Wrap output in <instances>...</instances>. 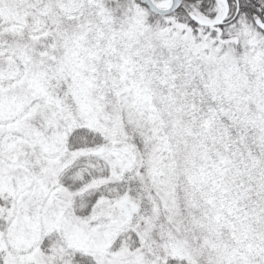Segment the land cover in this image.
I'll use <instances>...</instances> for the list:
<instances>
[{
	"label": "snow or ice",
	"instance_id": "6c2138e0",
	"mask_svg": "<svg viewBox=\"0 0 264 264\" xmlns=\"http://www.w3.org/2000/svg\"><path fill=\"white\" fill-rule=\"evenodd\" d=\"M0 264H264V0H0Z\"/></svg>",
	"mask_w": 264,
	"mask_h": 264
}]
</instances>
